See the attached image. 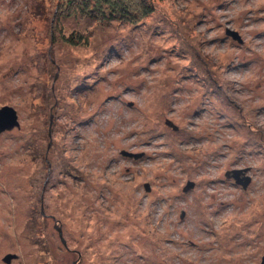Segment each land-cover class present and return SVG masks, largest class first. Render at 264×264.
<instances>
[{
  "label": "rangeland",
  "instance_id": "rangeland-1",
  "mask_svg": "<svg viewBox=\"0 0 264 264\" xmlns=\"http://www.w3.org/2000/svg\"><path fill=\"white\" fill-rule=\"evenodd\" d=\"M61 1L0 0V264H262L264 0Z\"/></svg>",
  "mask_w": 264,
  "mask_h": 264
},
{
  "label": "trees",
  "instance_id": "trees-1",
  "mask_svg": "<svg viewBox=\"0 0 264 264\" xmlns=\"http://www.w3.org/2000/svg\"><path fill=\"white\" fill-rule=\"evenodd\" d=\"M59 6L62 9H59L58 14L64 13L67 16L81 14L82 17L99 23L119 21L134 26L140 25L156 10L150 0H63L59 2ZM82 41L86 43V39L83 38L78 40L77 44Z\"/></svg>",
  "mask_w": 264,
  "mask_h": 264
},
{
  "label": "water",
  "instance_id": "water-1",
  "mask_svg": "<svg viewBox=\"0 0 264 264\" xmlns=\"http://www.w3.org/2000/svg\"><path fill=\"white\" fill-rule=\"evenodd\" d=\"M230 33L234 36L235 39L239 38L236 33H232V32H230ZM19 126H20V123L18 121L17 111L11 106H7V105L3 106L0 109V134L7 132V131H10V130H12L16 127H19ZM129 155L132 156V154H129ZM241 174H243V171L234 170L232 172L227 173L226 175L228 178H233L238 184H241V185H243L244 188H246L249 185L251 179L248 177L241 178L240 177ZM193 186H194L193 183L188 184L187 187L185 188V191L191 190V188H193ZM59 231H60V234L62 235L61 230H59ZM15 258H17V255L8 254L5 256L4 261L7 263H10ZM262 264H264V259H263Z\"/></svg>",
  "mask_w": 264,
  "mask_h": 264
},
{
  "label": "flooded vegetation",
  "instance_id": "flooded-vegetation-1",
  "mask_svg": "<svg viewBox=\"0 0 264 264\" xmlns=\"http://www.w3.org/2000/svg\"><path fill=\"white\" fill-rule=\"evenodd\" d=\"M228 178V177H227ZM233 179V178H232Z\"/></svg>",
  "mask_w": 264,
  "mask_h": 264
}]
</instances>
